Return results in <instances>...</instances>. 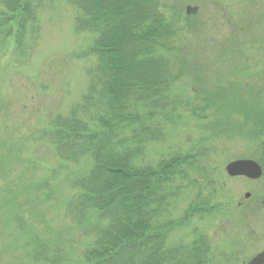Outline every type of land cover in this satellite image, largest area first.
<instances>
[{"label":"rangeland","instance_id":"rangeland-1","mask_svg":"<svg viewBox=\"0 0 264 264\" xmlns=\"http://www.w3.org/2000/svg\"><path fill=\"white\" fill-rule=\"evenodd\" d=\"M160 2L167 16L178 17V41L198 55L191 58L200 64L206 88L218 93L231 88L238 94L239 99L227 97L228 105L218 117L230 126L241 125L239 100L264 114V0ZM187 5L196 8L195 14L186 15ZM3 13L0 0V20ZM76 13L65 0L40 5L39 35L31 51L16 48L15 33L4 37L10 26L0 28V264H33L30 249L24 246L29 234L58 248L70 263L82 258L91 241L68 214L71 198L78 193L73 180L83 171L61 161L49 142L50 121L66 115L80 100L88 84L86 69L95 63L94 58L79 56L91 38L76 30ZM191 80L184 77L173 86V93L188 102L179 107L180 120L169 128L165 140L147 145L144 163L156 164L197 146L202 135L209 137L205 127L211 116L203 120L190 110L202 103L199 98L204 95L192 92ZM200 86H196L199 91ZM261 145L259 139L240 137L234 131L206 142L195 167L210 174L214 187L208 188L207 182L200 187L204 174L192 171L194 182L184 185L173 205L180 214L200 189L203 197L211 196L213 207L189 228L175 230L172 240H188L192 228H198L210 241L211 264H248L264 249V169L257 180L230 177L225 171L236 159L258 161ZM90 216L93 220L95 215ZM20 223L24 230H15Z\"/></svg>","mask_w":264,"mask_h":264},{"label":"trees","instance_id":"trees-1","mask_svg":"<svg viewBox=\"0 0 264 264\" xmlns=\"http://www.w3.org/2000/svg\"><path fill=\"white\" fill-rule=\"evenodd\" d=\"M56 1L1 0L6 13L0 28L10 26L2 29L4 37L13 32L16 48H26L38 32L40 5ZM65 1L77 10L76 30L91 38L79 56L94 58L95 63L86 69L88 84L80 100L66 115L50 121L49 142L61 161L83 171L73 180L78 193L71 198L68 214L91 241L82 258L70 263L58 248L29 234L24 246L30 249L33 264H211L210 241L198 228H192L188 240L171 239L175 230L189 228L195 218L208 213L211 196L203 197L199 189L180 214L173 202L185 184L194 182L192 171L204 174L195 163L210 139L230 131L259 139L258 160L264 165V114L239 100L241 125L230 126L218 117L228 105L227 97L239 99L238 94L228 87L230 92L223 87L220 93L206 88L200 64L191 58L197 54L178 41V17L167 16L160 0ZM184 77L192 79V92L204 94L199 98L202 103L190 110L203 120L211 116L205 127L209 137L202 135L197 146L156 164L144 163L147 145L163 142L180 120L179 107L188 101L172 89ZM208 109V115H202ZM205 175L198 185L208 183L210 188L214 183L210 174ZM90 214L95 215L93 220ZM20 229L24 230L23 223L15 228Z\"/></svg>","mask_w":264,"mask_h":264},{"label":"water","instance_id":"water-1","mask_svg":"<svg viewBox=\"0 0 264 264\" xmlns=\"http://www.w3.org/2000/svg\"><path fill=\"white\" fill-rule=\"evenodd\" d=\"M225 169L230 176H245L251 179L259 178L262 174L260 165L251 159L234 160L228 163ZM249 264H264V252L252 258Z\"/></svg>","mask_w":264,"mask_h":264},{"label":"flooded vegetation","instance_id":"flooded-vegetation-1","mask_svg":"<svg viewBox=\"0 0 264 264\" xmlns=\"http://www.w3.org/2000/svg\"><path fill=\"white\" fill-rule=\"evenodd\" d=\"M187 9V8H186ZM191 10H193V12H195L196 10H194V9H191V8H189V9H187V12H192ZM264 250V249H263ZM262 251V250H261Z\"/></svg>","mask_w":264,"mask_h":264}]
</instances>
